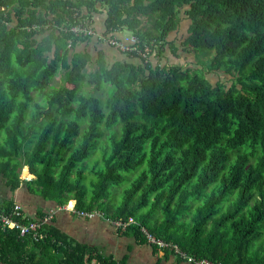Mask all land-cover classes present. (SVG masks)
<instances>
[{"label":"trees","instance_id":"obj_1","mask_svg":"<svg viewBox=\"0 0 264 264\" xmlns=\"http://www.w3.org/2000/svg\"><path fill=\"white\" fill-rule=\"evenodd\" d=\"M75 20L137 41L126 52L103 43L121 62L93 59L78 48L97 37L63 29ZM169 52L213 53L206 68L242 87L212 85ZM100 139L101 166L81 167ZM0 176L10 193L24 185L58 206L133 217L123 234L139 243L145 227L196 259L264 264V0H0ZM53 217L39 239L0 226V262L128 264Z\"/></svg>","mask_w":264,"mask_h":264},{"label":"crops","instance_id":"obj_2","mask_svg":"<svg viewBox=\"0 0 264 264\" xmlns=\"http://www.w3.org/2000/svg\"><path fill=\"white\" fill-rule=\"evenodd\" d=\"M94 21L98 30L102 31V16L96 13ZM97 41L99 40H92L87 45L82 44L78 49L79 51L86 50L92 55L93 59H96L102 52L109 63L121 62L124 59V56L118 50ZM169 53L166 55L169 62L182 63L179 62L180 59H184L182 56L174 57ZM27 169L29 171L28 167ZM23 172L24 170L22 174ZM30 176L32 175L30 174ZM6 197L14 199L15 203H21L25 212L32 215L38 214L41 210H56L53 219L57 227L63 229L73 240L89 245L105 256H111L116 260L126 258L128 264H187L171 253L154 249L147 243H139L134 237L125 234V232L123 234V232L117 231L111 223L101 217H83L72 210L61 208L63 206L44 201L36 195L33 196L25 189L24 185L16 189L15 192L10 193L5 180L0 176V199Z\"/></svg>","mask_w":264,"mask_h":264},{"label":"built area","instance_id":"obj_3","mask_svg":"<svg viewBox=\"0 0 264 264\" xmlns=\"http://www.w3.org/2000/svg\"><path fill=\"white\" fill-rule=\"evenodd\" d=\"M77 16V14H76ZM63 29L73 32L79 36H95L97 40L102 41V43H106L112 47L120 49L123 52L131 50V45L136 43L137 38L133 35L122 34L120 36L119 31H112L106 34H98L97 30L94 28L92 24H87L83 21L75 20V23L71 26H64ZM20 178L22 180L28 181L32 178L25 177L21 173ZM61 208L70 209L72 211L77 212L80 216L83 217H93V216H102V213L99 211L89 212L85 210H77L75 209V205L70 208L68 204ZM56 210L52 209L49 213L44 216L43 219H29L26 212L23 210V206L20 203H15L14 207L10 210L2 209L0 205V226L3 228H10V229H18L20 232V236L31 235L34 239L41 238L39 234L40 228L42 224L46 221L51 220L53 215L55 214ZM108 222H110L116 229L118 228L122 232L127 229V227L135 223L136 220L133 217H129L128 219L116 218V219H109L106 218ZM143 234L146 238L147 244L150 246L156 247L157 250L165 251L171 250L173 255L177 256L178 259L183 260L187 264H214L208 260H200L196 259L192 256L187 255L185 252L181 251L179 247L175 244L166 243L161 239L155 238L150 232L145 228L142 227ZM0 264H3L0 262Z\"/></svg>","mask_w":264,"mask_h":264},{"label":"rangeland","instance_id":"obj_4","mask_svg":"<svg viewBox=\"0 0 264 264\" xmlns=\"http://www.w3.org/2000/svg\"><path fill=\"white\" fill-rule=\"evenodd\" d=\"M99 15H101V14H99ZM187 23H188V19H184L183 22L181 23L180 29L176 32V35L173 36V37H175V40H176V38H178V45H180V38L182 40V38H185L187 36V33H188ZM173 33L175 34V32H173ZM176 54L178 56H180V57L182 56L184 58V59L179 60V62H182L181 64L183 65V67H189L193 70H197L202 75L205 74L206 78L212 83V85H215L216 83H221V84L226 85V87H231L232 85H236L237 88L242 87L241 84L239 82H237L236 80H234L231 76L225 75L223 73L210 72L206 68V65L209 64L208 61L212 57L213 53H209V52L202 53L203 58H201V59H200V56H197V59H196L193 56V54H190V53L177 52ZM169 55H172V53H169ZM87 70H88V72H91L92 68L89 67ZM59 79H61V77L57 78V80H58L57 82H59ZM85 89L87 91H89L91 89V87H87ZM86 122H87V120H86ZM118 127H120V123H118ZM105 145H106V141H102V139L98 140L96 153H94V155H92L84 164H82L81 167L87 165L88 169H91L92 167L101 166V159L103 156V150H104ZM23 175H24V173H23ZM31 178H33V177H31ZM88 182H89L88 180L85 181V183L89 186ZM113 191H114L115 202H117L119 200L121 187H118ZM74 205H76V201H75ZM68 206H70V208L73 207L71 205V201L68 203ZM68 210H70V209H68ZM73 212H75V211H73ZM75 213L78 214L77 212H75ZM93 217H96V216H93ZM93 217H91V218H93ZM98 217H102V216H98ZM116 230L122 232L118 228Z\"/></svg>","mask_w":264,"mask_h":264},{"label":"bare ground","instance_id":"obj_5","mask_svg":"<svg viewBox=\"0 0 264 264\" xmlns=\"http://www.w3.org/2000/svg\"><path fill=\"white\" fill-rule=\"evenodd\" d=\"M25 168H27V167H24V168H23V170H24ZM23 173H24V172H23ZM23 176H25V177H29V173H27V175H23ZM74 203H75L74 201H73V202H71V205L73 206V205H74Z\"/></svg>","mask_w":264,"mask_h":264}]
</instances>
